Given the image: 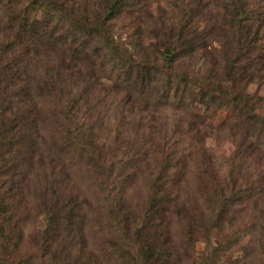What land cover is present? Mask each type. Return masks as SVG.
<instances>
[{
	"label": "trees",
	"instance_id": "trees-1",
	"mask_svg": "<svg viewBox=\"0 0 264 264\" xmlns=\"http://www.w3.org/2000/svg\"><path fill=\"white\" fill-rule=\"evenodd\" d=\"M151 1L160 14L145 11L136 35L117 37L115 21ZM207 3L110 0L89 12L74 0H0V264H199L189 254L204 240V264L227 246L242 252L235 264H264V165L251 168L254 143L246 141L264 145V101L247 90L264 76V0ZM38 7L54 26H34ZM168 17L163 49L165 34L148 26ZM193 20L204 27L185 37ZM87 39L92 46L79 56L48 47L76 49ZM194 55L217 62L219 76L179 71ZM86 61L125 94H93L99 76ZM197 104H226L232 119L219 129L245 141H230L235 151L220 166L211 155L200 163L210 156L190 142L201 125ZM245 233L250 240L237 250ZM24 247L30 253L19 259Z\"/></svg>",
	"mask_w": 264,
	"mask_h": 264
},
{
	"label": "rangeland",
	"instance_id": "rangeland-1",
	"mask_svg": "<svg viewBox=\"0 0 264 264\" xmlns=\"http://www.w3.org/2000/svg\"><path fill=\"white\" fill-rule=\"evenodd\" d=\"M171 1H175V0H171ZM75 4L77 5V7H79V9H81V11L83 10H88L89 12L92 11H98V12H102L105 10V8L107 6H109V2L110 0H74ZM209 3L210 0H203V4L205 5L206 3ZM207 3V4H208ZM27 4L23 3V7H26ZM160 7H161V3L160 2H153L151 1L149 3L148 6L144 7V9H127V12H125V14L117 21H115V24H113V29L115 31V34L117 35V37H123L124 39H127V37L132 34V35H136L138 29L137 28H141L140 25H142V20L140 18L142 13H145V11H150L152 10V12L158 16L160 14ZM125 10V9H123ZM202 10V9H201ZM53 10H51L50 12H52ZM124 12V11H123ZM54 13H56V11H54ZM94 13V12H93ZM31 18L30 20L34 22V26L37 28L43 29V27H45L44 24H47L49 26H54V19L51 16H48V14H46V12L44 11V9L42 7H38L36 8L34 11H31ZM203 14V13H202ZM202 14L199 13V15L201 16ZM204 22V20H193L189 25L190 28L188 29V33L187 36L190 38L192 35V30H198L204 27V25L202 24ZM205 24V23H204ZM146 25V24H145ZM173 23L171 22L170 17L167 18L165 24L163 23L162 26L160 25H153L150 24L148 26V29L154 31V32H159L162 34H165L164 38L161 36H158V46L162 47L163 49L165 48L167 42H168V33H172L170 28L172 27ZM143 26V25H142ZM166 29V30H165ZM165 30V31H164ZM91 39V38H88ZM88 39L86 41H84L83 43L81 41L76 42L75 43V47L76 49H72L71 48H62L63 50H61V46H59L57 43L55 44V46H53V44L55 42H52V44L49 43V48L50 50L53 49V52L55 53L54 56H79L80 52L83 50H85V52L87 50H89V48L92 46L93 42H89ZM140 40H142V37H140ZM143 40L146 41V43H149V39H145L143 38ZM64 41V40H63ZM62 41V42H63ZM152 42V39L151 41ZM79 47H78V46ZM217 45V44H216ZM52 47V49H51ZM151 49L145 50V51H149ZM215 53V51H213L212 49H210V55L213 56ZM63 59V58H62ZM264 59V58H263ZM65 60V59H63ZM214 60L211 59V62H206L205 60V56L201 55H194L193 57H191L190 59H184L179 63L178 69L181 72H186V73H197L200 78L205 76H211L212 75H218L220 73L219 67L217 66V62H213ZM258 63H260L261 65H264L263 60H259L257 61ZM102 63V62H101ZM86 66H88V68L92 67L93 68V72H95V74H98L99 79V86L97 87V90H93V94L99 92V89L103 92L106 93V101H112L111 100V96H108L107 94L113 91V94L121 96V94H125V92H123L122 87H119L117 85L114 84V82L109 79L108 75H107V71L102 70L100 73L96 72L98 71L96 68L94 69V62L93 61H86ZM256 64V62H255ZM107 67V66H106ZM101 70V69H100ZM106 71V72H105ZM200 74H199V73ZM115 88L114 90H111L112 87ZM121 86V85H120ZM242 87L238 86L236 89L239 91ZM118 89V90H117ZM248 92L251 94H258L260 97H262L263 101H264V76L260 75V74H256L255 77L252 79V82L248 85ZM114 91L116 93H114ZM195 93H197L195 91ZM96 97V95H95ZM104 97V96H103ZM175 104H178V99L173 100ZM112 104V103H111ZM55 110V111H54ZM53 112H56V110H60V108H54ZM114 110V109H113ZM111 110L110 113L113 111ZM217 111H214L212 108L207 110L205 107L201 106L200 104H197L196 107L194 108L193 111V115H195L196 118L200 119V123L199 126H197L199 128H196V131H194V135L193 138L190 140L191 144L194 145V150L196 151H203L204 153H206L208 156H212L213 159L212 160H216L218 165L220 166L221 162H222V158L228 157L230 156L234 151H235V146L234 144H231L232 142L230 141H234V139H236V141L240 142H244L245 141L241 140L240 137H233V135L230 134V130L229 127L227 125L226 130H224V132H222L219 127L220 125H225V122L228 119H232V111L230 110V108H226V104H223L221 109H216ZM257 113L259 115H264V103L263 105L259 106L257 108ZM203 117L204 119L201 120ZM235 121V120H233ZM219 126V127H218ZM239 134V133H238ZM240 136V135H239ZM152 139V138H151ZM247 138H245L246 140ZM249 143H254L253 148L251 149V151H253V163L251 165V168L255 165V167L257 166L256 164H260L258 166H263L264 165V145H262V147L259 146L260 142H254L253 140H246ZM150 144V146L155 147V144H153V140H149L148 141ZM235 143V142H234ZM245 147H247V145L245 144ZM201 149V150H200ZM255 151V152H254ZM207 156V157H208ZM208 157L207 159L205 158H199L200 159V163L203 164L204 161H209L210 158L212 157ZM223 156V157H222ZM198 157V155H197ZM220 158V159H219ZM224 159V158H223ZM193 160V159H192ZM191 160V161H192ZM190 160L185 161L187 164H189L191 162ZM193 163V162H191ZM185 165V164H184ZM195 169V168H194ZM208 170H210L208 168ZM190 173H192L191 171V167H190ZM195 174H200V171L196 169ZM190 176V175H189ZM200 176L204 177V175L200 174ZM191 182V180H189ZM188 190H191L190 188ZM187 190V191H188ZM196 195V191L192 192L190 194V199L195 198ZM249 204V203H248ZM233 209H238L241 210L243 209L242 206H235ZM39 222L41 223V225H45L46 223V217L40 218ZM216 236H214L212 238V241H216ZM250 240V235L245 233L244 238L241 240V244L239 246H237V250L248 244V241ZM210 247L208 244L207 240L204 241H197L195 243V247L191 250L189 257L191 258L192 261H196L199 264H204L209 256V251H210ZM225 251L223 250H219V257H216V263L215 264H235V259L236 257H240L242 255L241 251H236L235 248L231 249L229 246H227V248H224ZM30 253L28 247H24L22 249V251L19 253V255L17 256L19 259H21V257H27L28 254ZM189 262V263H188ZM188 264H191V261H187Z\"/></svg>",
	"mask_w": 264,
	"mask_h": 264
}]
</instances>
